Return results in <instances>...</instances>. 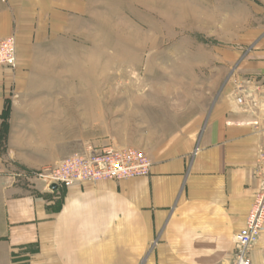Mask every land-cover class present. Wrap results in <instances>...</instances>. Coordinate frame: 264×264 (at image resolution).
Returning <instances> with one entry per match:
<instances>
[{"label":"crops","instance_id":"1","mask_svg":"<svg viewBox=\"0 0 264 264\" xmlns=\"http://www.w3.org/2000/svg\"><path fill=\"white\" fill-rule=\"evenodd\" d=\"M68 9V0H0V41L16 42V67L0 66V136L33 46ZM263 113L264 30L237 55L208 113L149 152L146 176L49 189L14 177L0 147V264H234L235 234L264 190V133L255 131ZM19 146L10 134L7 151L25 169L43 167ZM250 257L264 264V229Z\"/></svg>","mask_w":264,"mask_h":264},{"label":"rangeland","instance_id":"2","mask_svg":"<svg viewBox=\"0 0 264 264\" xmlns=\"http://www.w3.org/2000/svg\"><path fill=\"white\" fill-rule=\"evenodd\" d=\"M68 1L66 23L35 43L5 106L1 151L25 181L75 153L159 152L208 113L237 55L264 30L261 0ZM10 134L43 167L25 169L7 151Z\"/></svg>","mask_w":264,"mask_h":264},{"label":"built area","instance_id":"3","mask_svg":"<svg viewBox=\"0 0 264 264\" xmlns=\"http://www.w3.org/2000/svg\"><path fill=\"white\" fill-rule=\"evenodd\" d=\"M0 66L16 67V42L13 36L0 41ZM242 103V99L238 98ZM246 107L258 108L256 101H249ZM255 131L264 133V113L255 125ZM264 163V154L261 152ZM151 160L141 150L123 147H108L101 151L91 150L86 154L75 153L62 159L54 168L37 174L49 189L69 187L80 182H95L108 179H124L146 176L151 170ZM264 223V190L252 205L245 226L235 234V263L252 264L251 248L260 238Z\"/></svg>","mask_w":264,"mask_h":264},{"label":"trees","instance_id":"4","mask_svg":"<svg viewBox=\"0 0 264 264\" xmlns=\"http://www.w3.org/2000/svg\"><path fill=\"white\" fill-rule=\"evenodd\" d=\"M5 112V111H4ZM3 115H4V113H3ZM2 135V134H1ZM0 139H1V136H0Z\"/></svg>","mask_w":264,"mask_h":264}]
</instances>
